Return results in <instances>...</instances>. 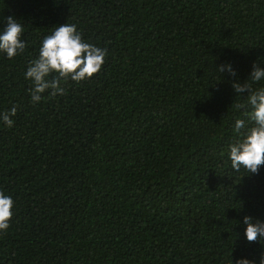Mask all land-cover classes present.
<instances>
[{"label":"trees","instance_id":"obj_1","mask_svg":"<svg viewBox=\"0 0 264 264\" xmlns=\"http://www.w3.org/2000/svg\"><path fill=\"white\" fill-rule=\"evenodd\" d=\"M26 46L0 55V190L14 201L0 264H231L256 260L264 166L234 172L243 111L231 88L264 67V0H0ZM74 23L106 49L98 73L29 101L40 39ZM0 21V27H2ZM230 61L236 77L218 74ZM255 86V85H254Z\"/></svg>","mask_w":264,"mask_h":264},{"label":"clouds","instance_id":"obj_2","mask_svg":"<svg viewBox=\"0 0 264 264\" xmlns=\"http://www.w3.org/2000/svg\"><path fill=\"white\" fill-rule=\"evenodd\" d=\"M0 55L12 59L22 52L26 46L23 24L12 16L0 18ZM106 49L90 43L82 38L81 32L74 23L57 24L39 41L35 58L27 62L23 77L31 85L29 88L30 103H37L43 94L62 95L65 91L64 82L71 80L81 82L90 79L101 69ZM218 74L227 73L230 77L237 76V70L230 61L215 68ZM255 85V86H254ZM235 96L241 98L236 109L243 111L232 123L236 139L227 145L226 156L231 169L239 172L256 173L264 166V67L256 62L251 65L250 72L241 84L231 83ZM17 107L11 106L0 110V126L11 127L12 117ZM14 201L12 196L0 190V234L10 227ZM244 239L248 242L264 240V220L243 216ZM231 264H264V251L256 260L246 256L236 257Z\"/></svg>","mask_w":264,"mask_h":264}]
</instances>
